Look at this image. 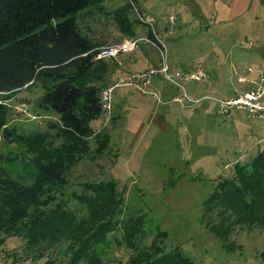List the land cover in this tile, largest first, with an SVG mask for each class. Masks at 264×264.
I'll list each match as a JSON object with an SVG mask.
<instances>
[{"label": "rangeland", "instance_id": "1", "mask_svg": "<svg viewBox=\"0 0 264 264\" xmlns=\"http://www.w3.org/2000/svg\"><path fill=\"white\" fill-rule=\"evenodd\" d=\"M128 3L123 31L112 16L122 0H106L100 10L86 9L77 15L78 32L93 44L91 60L109 63L101 90L112 88L117 104L113 112L118 117L112 123L110 113L101 112L91 122L95 133L108 134L106 148L73 163L64 172L66 185L55 192L56 198L63 199L79 217L84 211L75 196L80 194L81 184L112 180L122 198L120 217L142 216V245L164 231L165 250L178 247L195 264H264V228L235 225L220 242L200 217L201 202L219 178L232 174L233 162L242 164L258 152L264 153V116L255 119L242 109L219 114L218 103L235 98L250 88L249 82L264 77V0ZM132 42L134 46L125 53L96 56L115 45L130 47ZM160 45L164 49L158 51ZM162 64L180 78L163 81L161 75L151 76L146 95L123 85L134 78L135 86L145 71ZM196 67L198 81L192 80ZM247 69L250 73L246 75ZM39 94L38 86H32L5 101L13 111L7 128L26 137L44 133L52 148L59 147L64 138L57 133V116L34 108ZM87 141L94 150V136ZM14 157L13 162L6 161ZM28 161L21 145H5L0 134V166L15 179L26 178L34 172ZM0 239V264H10L13 258L16 264H43L46 260L66 264L64 245L31 258L33 253L25 250L22 239ZM107 242L102 264H124L131 251L125 248L121 233L112 232Z\"/></svg>", "mask_w": 264, "mask_h": 264}, {"label": "trees", "instance_id": "2", "mask_svg": "<svg viewBox=\"0 0 264 264\" xmlns=\"http://www.w3.org/2000/svg\"><path fill=\"white\" fill-rule=\"evenodd\" d=\"M105 1L0 0V134L5 145H21L34 167L26 178L15 179L0 166V236L22 239L31 258L64 245L66 264H102L108 235L119 231L131 251L124 264H195L178 247L165 250L164 231L156 232L147 246L141 244L142 216L120 217L122 198L112 180L81 184L75 196L84 211L79 217L56 198L66 185L64 172L83 155L100 154L109 141L106 132L95 133L90 126L102 114L99 100L109 63L91 60L93 44L76 25L80 12L100 10ZM122 1L112 16L123 31L130 3ZM147 38L152 39L150 31ZM32 86L40 89L35 110L57 116V133L64 138L59 147L52 148L44 133L26 137L7 128L13 111L5 101ZM146 87L144 94L126 88L146 95ZM115 105L112 94V123L118 117ZM93 136L97 146L91 150L87 140ZM201 206L204 226L220 242L235 225L263 229L264 153L242 164L234 161L232 174L219 178ZM16 263L13 258L10 264Z\"/></svg>", "mask_w": 264, "mask_h": 264}, {"label": "built area", "instance_id": "3", "mask_svg": "<svg viewBox=\"0 0 264 264\" xmlns=\"http://www.w3.org/2000/svg\"><path fill=\"white\" fill-rule=\"evenodd\" d=\"M149 43H152L149 41ZM134 46V42L130 44V47L126 45H115L112 47L107 48L105 51L101 52L102 54H97L96 56L99 58L100 56L104 57H114L116 55H119V53H125L127 50L131 49ZM156 49L158 51H161L164 49V46H156ZM161 58V57H160ZM161 63H163V60H161ZM161 67V68H160ZM157 69L153 70H147L145 72V75H143V78L138 77L139 81L136 82L134 86V78L129 79L128 81H124L123 85L131 86L132 88H135L136 91H138L141 94H144V88L148 84V78L154 75H161V78L163 81H171L173 79H178L179 74H170L168 71V65L162 64ZM199 70L197 67L195 68V71L192 73V80L198 81L197 75L199 74ZM246 75L250 73V70L247 69ZM128 79V78H127ZM184 78L183 80H185ZM203 81V78H201ZM201 81V80H199ZM246 82V80L244 81ZM251 87L249 90L244 91L237 95L235 98L231 97L226 100L219 101V114L227 113L231 109H242L246 113L252 115L255 119L262 118L261 116H264V77L260 76L257 82H249ZM175 85H177L175 83ZM103 92V91H102ZM112 88L110 90H106L103 93H101L102 96H100L99 104L100 109L102 113L108 114L111 113V101H112Z\"/></svg>", "mask_w": 264, "mask_h": 264}, {"label": "crops", "instance_id": "4", "mask_svg": "<svg viewBox=\"0 0 264 264\" xmlns=\"http://www.w3.org/2000/svg\"><path fill=\"white\" fill-rule=\"evenodd\" d=\"M244 77H245V76H244ZM242 92H244V91H242ZM242 92H241V93H242ZM257 132H258V131H257ZM260 141H261V139L258 140V142H260Z\"/></svg>", "mask_w": 264, "mask_h": 264}]
</instances>
